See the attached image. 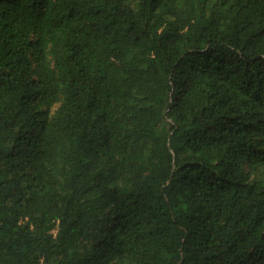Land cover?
<instances>
[{
  "label": "trees",
  "instance_id": "1",
  "mask_svg": "<svg viewBox=\"0 0 264 264\" xmlns=\"http://www.w3.org/2000/svg\"><path fill=\"white\" fill-rule=\"evenodd\" d=\"M0 264H264V0H0Z\"/></svg>",
  "mask_w": 264,
  "mask_h": 264
}]
</instances>
